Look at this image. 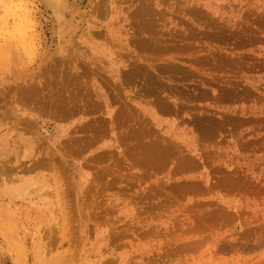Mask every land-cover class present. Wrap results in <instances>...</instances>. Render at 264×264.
<instances>
[{"label": "rangeland", "instance_id": "rangeland-1", "mask_svg": "<svg viewBox=\"0 0 264 264\" xmlns=\"http://www.w3.org/2000/svg\"><path fill=\"white\" fill-rule=\"evenodd\" d=\"M35 2L0 0V264H264V0Z\"/></svg>", "mask_w": 264, "mask_h": 264}, {"label": "bare ground", "instance_id": "bare-ground-1", "mask_svg": "<svg viewBox=\"0 0 264 264\" xmlns=\"http://www.w3.org/2000/svg\"><path fill=\"white\" fill-rule=\"evenodd\" d=\"M32 3L36 4L35 0H30ZM43 2H45L51 11H53L56 15H58L59 17L62 16V0H42ZM39 2V1H38ZM43 4V3H42ZM45 5V4H44ZM47 7V6H46ZM6 52V51H5ZM9 52V51H8ZM2 53V51H1ZM10 53V52H9ZM3 55V54H2ZM9 55V54H8ZM10 56V55H9ZM6 58V57H5ZM10 59V58H9ZM6 60V59H5ZM3 65V64H2ZM1 66V65H0ZM30 100V99H29ZM53 109V108H52ZM57 109V108H56ZM34 125V124H33ZM30 128V127H29ZM34 132V131H33ZM28 151H25L24 156H27ZM4 164V163H3ZM14 164V163H13ZM12 165V164H11ZM3 166V165H2ZM13 167V166H11ZM10 168V167H9ZM9 170V169H8ZM4 171V170H3ZM5 172V171H4ZM4 174V173H3ZM8 177V176H7ZM1 178V177H0ZM3 182V181H2ZM5 185V184H4ZM19 190V189H18ZM21 190V189H20Z\"/></svg>", "mask_w": 264, "mask_h": 264}]
</instances>
